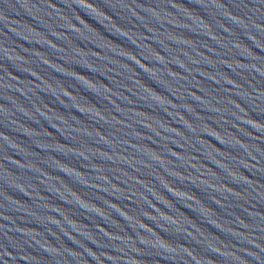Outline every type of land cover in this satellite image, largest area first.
<instances>
[{"label":"water","instance_id":"1","mask_svg":"<svg viewBox=\"0 0 264 264\" xmlns=\"http://www.w3.org/2000/svg\"><path fill=\"white\" fill-rule=\"evenodd\" d=\"M0 264H264V0H0Z\"/></svg>","mask_w":264,"mask_h":264}]
</instances>
